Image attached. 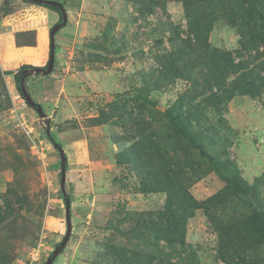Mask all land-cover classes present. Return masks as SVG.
I'll list each match as a JSON object with an SVG mask.
<instances>
[{"label":"rangeland","instance_id":"obj_1","mask_svg":"<svg viewBox=\"0 0 264 264\" xmlns=\"http://www.w3.org/2000/svg\"><path fill=\"white\" fill-rule=\"evenodd\" d=\"M55 1L64 2L67 21L54 34L53 70L43 74L35 68L46 69L49 31L59 14L29 9L25 3L31 0H0V19L36 31L15 33L17 46H34L27 59H0V264H43L66 234L61 158L47 129L64 150L65 189L71 195L70 237L52 264H159L162 253L163 264H264V230L246 223L258 208L255 195H236L221 176L235 165L248 184L264 177V54L237 56L236 24L225 17L211 23L206 34L211 48L232 52L235 62L251 61L227 82L236 84L251 69L259 76L258 94L234 91L217 112L206 101L226 93L211 79L213 72L193 67L192 54L182 52L191 35L181 0H154L153 6L151 0ZM12 11L18 14L13 21L5 16ZM3 30L0 26L5 34L0 53L9 54ZM39 32L46 33L44 47L35 43ZM21 67L44 117L16 85L14 72ZM179 96L184 99L175 106L183 112L198 102L206 108L202 123L213 131L202 143L220 163L218 170L178 138L164 116ZM158 154L185 178L199 203L220 196L186 219L182 249L171 250L152 228L167 193L156 190L159 186L143 189L142 165ZM258 188L264 203V186Z\"/></svg>","mask_w":264,"mask_h":264},{"label":"trees","instance_id":"obj_2","mask_svg":"<svg viewBox=\"0 0 264 264\" xmlns=\"http://www.w3.org/2000/svg\"><path fill=\"white\" fill-rule=\"evenodd\" d=\"M26 1V0H24ZM185 10V16L187 20V25L190 32L189 46L187 50H182L185 57L193 58L195 68H203L205 70H210L213 72L210 75L211 79L215 82L217 86L223 89L226 93V97L221 99L222 95H216L210 97L209 101H206L207 106L212 107L217 112L223 110V104L229 99L230 95L234 91L242 94H258V85L255 83V78L259 80V76L253 73H248L249 76L238 75V81L236 84L230 85L227 82V77L230 73H237L243 68H248L249 62H235L232 57V52L221 51L216 48H211L207 43L206 34L210 30L211 23L218 17H225L227 20L236 24L239 28V33L241 37L240 48L236 51L237 56H245L249 51H255L256 53L262 55L264 54V0H181ZM151 5L155 4L154 0H151ZM32 3L42 5L49 9L55 10L59 14L58 23H62L63 16L66 14L64 8V2H60L62 6L56 3H48L45 0H40L39 2ZM148 8H150L148 6ZM57 24V23H56ZM66 24V23H65ZM53 27V26H52ZM51 29V28H50ZM57 33V31L55 32ZM191 51L192 53L188 52ZM249 56V55H248ZM255 55L252 59H255ZM48 64V62H47ZM44 66V68L47 67ZM25 69L21 67L16 72H14V79L16 85L20 90V82L22 78H26ZM203 72V70H202ZM208 80V79H207ZM205 79V81L207 82ZM228 93V95H227ZM211 94V95H212ZM184 99V96H179V100L171 105L168 109L164 111V116L173 127L176 135L180 139L197 149L200 155L206 157L211 164L218 170V165L220 164L216 161L210 154L205 150L202 143V138H210L213 127L206 126L202 121L206 120L205 107L198 102L195 106H192L191 110L182 111L181 108H177L176 103ZM147 103L152 101L146 99ZM197 105V106H196ZM148 107V105H146ZM197 126L198 128H195ZM147 140V139H146ZM149 144L153 147L155 146V140L148 139ZM135 160H139L140 157L136 154L133 155ZM163 155L158 154L157 159L154 155L148 157L145 163L142 165L144 167L143 171V189L145 191H154V186H159L161 189L167 193V201L164 209L159 214V220L152 227L155 229L156 238L158 240H164L167 246L171 250L182 249L185 245V225L186 219L191 216L194 209L200 206H206L211 203L213 199L219 201L220 196H213L202 203H199L188 191L187 182L185 178L180 175L176 170L171 168L169 162L165 161ZM225 168L229 165V160L225 161L223 164ZM157 169V170H156ZM223 178L229 184V189L232 190L236 195H255V202L258 208H254L250 217H248L247 222L253 231L262 232L264 230V203H261V196L259 194V186H264V177L257 178L255 183L248 184L243 179H241L240 174L235 165H232V169L228 175L222 174ZM145 178V179H144ZM215 197V198H214ZM71 202V195L67 194L63 196ZM150 229V226L147 225ZM123 251V250H122ZM160 259L159 264H163L165 259V254ZM121 257L124 258V254L121 253ZM152 261L153 257H149ZM250 264H257L256 262H249ZM157 264V263H156ZM169 264H179L170 262Z\"/></svg>","mask_w":264,"mask_h":264},{"label":"water","instance_id":"obj_3","mask_svg":"<svg viewBox=\"0 0 264 264\" xmlns=\"http://www.w3.org/2000/svg\"><path fill=\"white\" fill-rule=\"evenodd\" d=\"M34 2H39L40 0H31ZM48 3H56L59 4L60 6H62V4L58 1L55 0H45ZM63 21L62 23H57L55 25H53V27L50 29L49 31V37H50V50H49V58H48V64L46 69H43L41 67H36L35 71L37 73H43V74H49L52 72L53 67H54V34L56 31H58L62 26L65 25L66 21H67V15L64 14L63 16ZM20 91L22 93V95L24 96L26 102L35 107L37 112L40 114L41 117L45 116V113L42 109V107L34 102L30 96V94L28 93L26 87H25V82H24V78H22L20 84ZM46 133L49 135L52 143L55 145V147L57 148L59 154H60V158H61V168H60V190L63 194V196H66V189H65V181H66V156L64 153V150L56 143V141L54 140V138L51 136L50 134V130L47 129ZM65 213H66V221H67V231L66 234L64 236V238L62 239V241L60 242V244L52 251L51 255L46 259V261L43 264H52L53 261L55 260V258L59 255V253L62 251V249L66 246L67 241L69 240L70 237V233H71V216H70V202L67 198H65Z\"/></svg>","mask_w":264,"mask_h":264},{"label":"crops","instance_id":"obj_4","mask_svg":"<svg viewBox=\"0 0 264 264\" xmlns=\"http://www.w3.org/2000/svg\"><path fill=\"white\" fill-rule=\"evenodd\" d=\"M71 1H74V0H71ZM25 6H28L29 9L41 11L43 13H47V11L50 10L49 8L44 7L42 5L35 4V3H29V2L25 3ZM5 16H7V17L10 16V19H12V21L15 20L16 18H18V14L17 15L14 14L13 11L11 13H6ZM13 22L8 23V20H6L4 18L0 19V23H1L0 26L3 27V29H4L3 31H5L9 35V37H8L9 42H10L9 51H11V53L12 52L15 53L14 55H11V53H9V54L0 53L1 54L0 59L2 60L1 61L2 63L6 62L8 56H16V59L18 58L17 60H20L19 58H21L22 60H25L29 57L27 54L30 51H28V50L34 48V46H31L30 44H23V46H17L15 43L16 42V34L15 33L20 32V31H30L34 34V33H36L35 28L34 27H25V28H21V29H16L19 26H14V25H18V24L21 25V21L15 22V23H13ZM0 35H5V34L1 33ZM45 37H46L45 32H39L37 34V42H35V43H37V45L40 47H44V44L46 42ZM11 60H13V59H11Z\"/></svg>","mask_w":264,"mask_h":264}]
</instances>
